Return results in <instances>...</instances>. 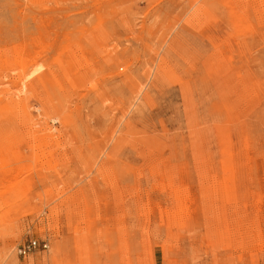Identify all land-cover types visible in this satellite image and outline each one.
Returning a JSON list of instances; mask_svg holds the SVG:
<instances>
[{"label": "rangeland", "instance_id": "374dc122", "mask_svg": "<svg viewBox=\"0 0 264 264\" xmlns=\"http://www.w3.org/2000/svg\"><path fill=\"white\" fill-rule=\"evenodd\" d=\"M0 264H264V0H0Z\"/></svg>", "mask_w": 264, "mask_h": 264}, {"label": "built area", "instance_id": "2783aa9c", "mask_svg": "<svg viewBox=\"0 0 264 264\" xmlns=\"http://www.w3.org/2000/svg\"><path fill=\"white\" fill-rule=\"evenodd\" d=\"M46 248V243H40L36 240L29 239L28 241L19 245L16 249V252L19 257H27L36 250H45Z\"/></svg>", "mask_w": 264, "mask_h": 264}, {"label": "bare ground", "instance_id": "6f19581e", "mask_svg": "<svg viewBox=\"0 0 264 264\" xmlns=\"http://www.w3.org/2000/svg\"><path fill=\"white\" fill-rule=\"evenodd\" d=\"M10 109H11V107H9V105H5V106H3V107L1 108V110H2L3 112H6V113L10 112ZM53 260L55 261V260H56V257H53Z\"/></svg>", "mask_w": 264, "mask_h": 264}]
</instances>
